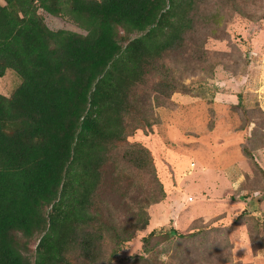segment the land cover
Returning a JSON list of instances; mask_svg holds the SVG:
<instances>
[{"label":"trees","instance_id":"16d2710c","mask_svg":"<svg viewBox=\"0 0 264 264\" xmlns=\"http://www.w3.org/2000/svg\"><path fill=\"white\" fill-rule=\"evenodd\" d=\"M195 1L1 0L0 77L19 84L0 95V264H109L130 240L101 199L103 176L114 144L139 129L134 89L181 46ZM38 11L84 34L52 30ZM119 32L137 36L121 46ZM129 148L132 167L152 172L148 151ZM17 233L39 235L32 262Z\"/></svg>","mask_w":264,"mask_h":264},{"label":"rangeland","instance_id":"374dc122","mask_svg":"<svg viewBox=\"0 0 264 264\" xmlns=\"http://www.w3.org/2000/svg\"><path fill=\"white\" fill-rule=\"evenodd\" d=\"M38 13L52 30L84 34ZM189 17L181 46L134 89L139 110L128 118L139 129L107 162L100 196L117 232L130 236L109 264H264V0H196ZM18 84L5 71L0 95ZM135 144L152 172L127 161ZM38 237L16 234L29 262Z\"/></svg>","mask_w":264,"mask_h":264},{"label":"clouds","instance_id":"9594fccd","mask_svg":"<svg viewBox=\"0 0 264 264\" xmlns=\"http://www.w3.org/2000/svg\"><path fill=\"white\" fill-rule=\"evenodd\" d=\"M161 259H166V257H162Z\"/></svg>","mask_w":264,"mask_h":264},{"label":"crops","instance_id":"0c3cea01","mask_svg":"<svg viewBox=\"0 0 264 264\" xmlns=\"http://www.w3.org/2000/svg\"><path fill=\"white\" fill-rule=\"evenodd\" d=\"M1 3V2H0Z\"/></svg>","mask_w":264,"mask_h":264}]
</instances>
